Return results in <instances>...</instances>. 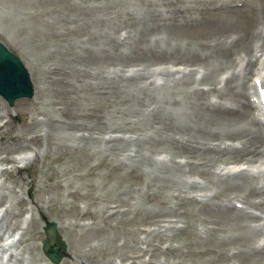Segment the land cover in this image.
<instances>
[{
  "label": "bare ground",
  "instance_id": "obj_1",
  "mask_svg": "<svg viewBox=\"0 0 264 264\" xmlns=\"http://www.w3.org/2000/svg\"><path fill=\"white\" fill-rule=\"evenodd\" d=\"M39 1L44 7L51 5V9L58 3L71 10L78 7L81 11H88L91 22L105 23V30H111L117 22L125 21L146 26L145 32L142 29L140 34L144 40L136 45L119 38L110 40L106 32V39L92 42L93 33L89 31L87 40L81 43L83 49L90 48L106 54L112 51L115 56L124 54V58L131 60L116 58L88 66L71 64L70 69H63L53 62L40 67L33 60L35 64L30 72L34 76L37 74L36 83L41 85L38 89L40 106L31 113L23 114L24 124L19 130H14L11 113L0 97V135H5L0 142V176L6 179L13 171H28L32 162L28 160L25 163L29 156L20 153L30 149L33 159L39 160L42 143L46 147L58 145L89 154L95 152L121 157L128 163L146 161L169 185L171 199L175 202L203 200L213 195L206 191L192 195L194 184L180 179L182 171L204 177L214 189L232 182V177L224 172L229 162L240 160L248 166L258 163L256 170L264 171V110L246 98L252 88L248 81L251 72H255V78H260L264 89V0L224 2L221 11L227 14L228 23L234 26L236 22L243 24L242 30L233 29L224 39L218 33L196 38L178 34L177 25L195 18L191 0H158L157 3V0ZM85 2L96 4L88 9ZM196 2L198 6L195 3L194 7H199V11L201 4L198 0ZM202 11L206 12L205 8ZM96 18L98 21L94 22ZM158 62L167 63L156 66ZM56 71L64 78L60 89L48 82V73ZM223 71H228V75L221 80ZM156 74L162 75L163 81L160 89L154 90L149 85L155 82L152 76ZM65 84L68 89H65ZM87 87L94 89L92 97L82 94ZM221 88L230 91L235 99L232 101L237 105L236 110L224 108V104L219 106L210 99L211 94L220 97ZM117 99L122 107L115 105ZM90 100L105 109V121H94L89 112L92 107ZM254 111L258 117L253 114ZM223 114L226 116H221ZM162 129L171 130L174 135L170 133L166 137ZM159 133L164 142L159 152L164 155L156 159L145 156L141 142L149 135L156 137ZM226 140L232 142L225 143ZM8 141L13 145H8ZM14 152L19 153L15 155ZM166 159L169 163L163 162ZM12 182L9 186L0 183V264H40L43 260L47 261L44 264H49L48 258L37 251L40 243L33 241L43 225V217L46 218L44 207L49 206V198L39 196L41 184L34 175L20 178L17 185L15 180ZM23 183L30 186L28 207L23 205L20 191L16 189ZM233 192L242 197L233 200L240 202L241 206L233 202L224 204L223 210L232 222L243 225L244 240L238 243L240 248L230 257L237 259L238 264L244 260L250 264H264V244L253 243L258 236H264V209L255 213L250 210L251 206H258L260 202L264 204V183L257 190L250 186L235 188ZM253 195H260L262 199L256 202L251 197ZM212 198H216L215 195ZM15 203L20 205L14 206ZM73 209L74 212H69L58 205L54 208V218H46L48 222H54L58 231L66 230V233H60L59 239L68 247L67 264H78L87 256V249L72 245L71 231L78 228L86 235L98 230L100 224L110 226L106 219L117 212L97 214L79 205ZM172 216L175 219L156 222V237L164 238L168 231L181 226L183 218ZM84 217H89L92 222L81 221ZM208 229L204 227L205 231ZM142 241L149 245L153 240L144 236ZM231 258L223 264H234L230 263Z\"/></svg>",
  "mask_w": 264,
  "mask_h": 264
},
{
  "label": "rangeland",
  "instance_id": "obj_2",
  "mask_svg": "<svg viewBox=\"0 0 264 264\" xmlns=\"http://www.w3.org/2000/svg\"><path fill=\"white\" fill-rule=\"evenodd\" d=\"M38 1L0 0V41L22 60L29 71L34 86L31 97H20L12 105L4 100L5 106L11 113L10 118L15 131L24 124L23 114L31 113L40 106L38 104V89L41 85L36 83L37 74L34 76L30 72L32 65L35 64L32 62L33 60L40 67L42 65L45 67L48 63L53 62L62 66L63 69H70L71 64L88 66L105 63L116 58L131 60L124 58V54L115 56V52L112 51L106 54L90 48L83 49L84 45L81 43L87 40L89 31L93 33L91 35L92 42L98 41L99 38L106 39V32L109 33L107 37H110V40L119 38L134 45L142 44L144 40L140 34L142 29L145 32L144 27L146 26L125 21L117 22L111 30H105L103 29L105 23L99 21L93 24L91 22L88 11H81L78 7L71 10L58 3L54 9H51V5L48 4L47 7H44ZM191 1L194 5L197 3L196 0ZM198 1L201 4L199 11L197 9L199 7L192 6L195 18L176 26V31L180 36L196 38L218 33L222 34L224 39L231 31L243 29L241 22H236L235 26L228 23L227 14L221 11L227 0ZM155 2L157 3L158 0ZM95 4L85 2L88 9ZM202 8H205L206 12H201ZM73 13L77 14L79 18H75ZM96 21H98L97 18L94 22ZM127 30L129 33L126 32ZM146 55L150 56L149 53ZM132 62H125V64ZM164 63L167 62H158L156 66H162ZM168 64L170 63L168 62ZM125 67L129 68L130 66ZM251 73L253 74V72ZM251 73L248 74V81L252 84L251 76L253 75ZM60 74L57 71L54 74L48 73V82H52L53 87L56 84L59 89L63 86L64 79ZM227 75L228 71H223L220 75L221 80ZM162 78L160 74L152 76L155 82L149 85L150 88L160 89ZM221 85L222 83L217 86ZM68 88L65 84V89ZM220 90L221 94L218 95L223 103L235 100L230 91L223 88ZM93 91V88L87 87L83 89L82 94L92 97ZM24 100L28 103H19ZM0 101L2 100L0 99ZM90 105L92 107L89 108V112L93 115L94 121L97 123L102 122V119L105 121V109L97 105L94 100H90ZM115 105L123 106L118 99ZM154 126L158 127L159 124ZM170 133L171 136L174 135L171 130L162 129L164 136L167 137ZM4 139L5 135H0V142ZM162 140L160 133L156 137L149 135L146 140L141 142L144 155L152 156L154 159L161 158L164 155L159 152L164 144ZM229 142L232 141H225V143ZM7 144L13 145L10 141ZM18 153L14 152L15 155ZM31 153L30 149L20 153L29 156L25 159V163L28 160L32 162L28 171L19 173L14 171L10 178L5 179L4 176H0V180H3L6 186L12 185V181L15 180L17 185L20 178H30L31 175H34L41 184L39 196L49 198L50 201L49 206L44 207L47 219L54 218V208L58 205L69 212H74L73 208L78 205L82 209L95 211L97 214L107 215L117 211L115 215L106 219L110 226L100 224L98 230L86 235L82 234L78 228L71 231L74 240L72 245L87 249L86 258L78 264H223L231 258L234 251L240 248L238 243H243L244 240L243 225L240 226L235 221L232 222L226 216L227 214L223 210L224 204H230L233 200L242 198L233 192L235 188L243 189L253 186L257 190L264 183V171H258L255 168L258 163L248 166L240 160L225 165L224 172L232 177L230 178L232 182L219 189L212 188L209 181L202 176L182 171L180 179L194 184L192 195L206 191L208 194L215 195L216 198L211 199L213 196L211 195L210 198L204 197L203 200L175 202L171 199L169 185L165 184L163 177H159L155 173L153 165L147 164L146 161L139 164L128 163L124 159L121 160V157L104 156L95 152L89 154L87 151L69 150L58 145L46 147V145L43 146V143L39 160H34ZM32 159L33 161H31ZM163 162L169 163L168 159ZM5 166L10 167L11 164ZM29 188L30 186L25 183L21 187L16 186V189L20 191L23 205L25 204L26 207L29 206ZM206 188L209 190L207 191ZM259 196L251 197L257 202L262 199V196ZM19 205L14 204V206ZM250 209L255 213L264 209V204L260 202L258 206L253 205ZM172 215H179L183 218V221L180 222L181 226L173 231H168L164 238L156 237V222L162 219H175ZM69 216L70 219L73 218L72 215L69 214ZM36 218L39 221L38 216ZM46 218L43 217V219ZM80 220L92 222L89 217ZM204 227L209 228L208 231H205ZM153 228H155L154 231H152ZM59 232L66 233V230ZM144 236L153 241L149 242V245L144 244L142 241ZM43 238L44 231L41 224L33 241L41 243ZM253 243L264 244V236H258ZM37 251L42 253L41 249ZM68 257L67 247L58 264H67ZM46 262L43 260L39 263ZM237 262V259L231 258L230 263L238 264ZM241 264H250V262L244 260Z\"/></svg>",
  "mask_w": 264,
  "mask_h": 264
},
{
  "label": "water",
  "instance_id": "obj_3",
  "mask_svg": "<svg viewBox=\"0 0 264 264\" xmlns=\"http://www.w3.org/2000/svg\"><path fill=\"white\" fill-rule=\"evenodd\" d=\"M33 93V85L29 78V74L20 61V59L0 42V94L8 100L10 104L21 96H31ZM52 231L55 237H58L55 226L50 223L46 227L47 234ZM44 250L48 256L58 262L61 259V252H52L48 245L44 244ZM65 245L60 244V249H64Z\"/></svg>",
  "mask_w": 264,
  "mask_h": 264
}]
</instances>
